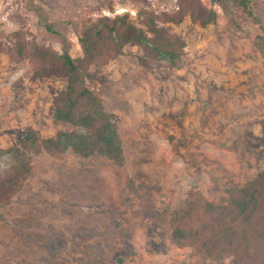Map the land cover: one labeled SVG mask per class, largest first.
I'll list each match as a JSON object with an SVG mask.
<instances>
[{
	"label": "rangeland",
	"instance_id": "374dc122",
	"mask_svg": "<svg viewBox=\"0 0 264 264\" xmlns=\"http://www.w3.org/2000/svg\"><path fill=\"white\" fill-rule=\"evenodd\" d=\"M214 23L187 14L160 22L186 43L177 61L152 59L137 44L85 75L117 124L125 161L71 149L42 151L10 200L0 203V264H230L231 257L177 245L175 211L196 187L214 203L264 169V0L256 20L230 0H202ZM179 0H0V43L21 30L30 41L82 55L88 17L175 11ZM61 76L0 51V175L27 130L43 137L73 126L55 118ZM78 130H83L77 127Z\"/></svg>",
	"mask_w": 264,
	"mask_h": 264
},
{
	"label": "trees",
	"instance_id": "16d2710c",
	"mask_svg": "<svg viewBox=\"0 0 264 264\" xmlns=\"http://www.w3.org/2000/svg\"><path fill=\"white\" fill-rule=\"evenodd\" d=\"M230 1L256 20L251 0ZM187 14L202 25L216 22L218 16L216 9L202 0H179L175 11L138 10L140 25L127 13L88 17L80 29L83 53L79 57L28 41L21 30L14 32L13 43L5 45L14 59L27 58L36 75L67 79L56 97L55 118L71 124L73 129L59 130L48 137L27 130L19 136L9 149L14 162L0 175V203L22 188L31 173L34 156L42 151L71 149L83 157L98 154L117 164L124 163L117 124L88 86L86 72L92 64H104L119 56L128 43L140 45L152 59L177 61L186 43L160 22L180 23ZM255 43L264 53V30L256 36ZM5 47L0 43V51ZM188 196L174 214L171 235L177 245H194L201 253L215 257L229 255L230 264H264V169L234 190L226 203L212 202L196 187L188 190Z\"/></svg>",
	"mask_w": 264,
	"mask_h": 264
}]
</instances>
